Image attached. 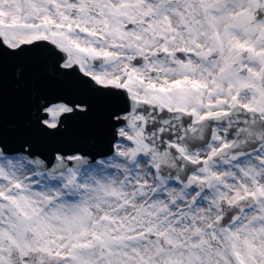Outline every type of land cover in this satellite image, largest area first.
Listing matches in <instances>:
<instances>
[{
    "label": "snow or ice",
    "instance_id": "obj_1",
    "mask_svg": "<svg viewBox=\"0 0 264 264\" xmlns=\"http://www.w3.org/2000/svg\"><path fill=\"white\" fill-rule=\"evenodd\" d=\"M0 264H264V0H0Z\"/></svg>",
    "mask_w": 264,
    "mask_h": 264
}]
</instances>
